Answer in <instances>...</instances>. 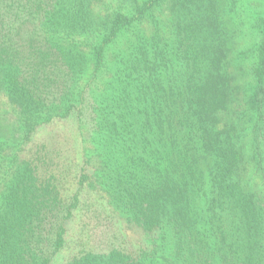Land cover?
Wrapping results in <instances>:
<instances>
[{
    "label": "trees",
    "instance_id": "1",
    "mask_svg": "<svg viewBox=\"0 0 264 264\" xmlns=\"http://www.w3.org/2000/svg\"><path fill=\"white\" fill-rule=\"evenodd\" d=\"M0 103V264H264V4L0 0Z\"/></svg>",
    "mask_w": 264,
    "mask_h": 264
},
{
    "label": "rangeland",
    "instance_id": "2",
    "mask_svg": "<svg viewBox=\"0 0 264 264\" xmlns=\"http://www.w3.org/2000/svg\"><path fill=\"white\" fill-rule=\"evenodd\" d=\"M264 0H251V7H257V8H261L262 5L264 4L263 3ZM248 10H251L250 8ZM0 106H1V103H0Z\"/></svg>",
    "mask_w": 264,
    "mask_h": 264
}]
</instances>
